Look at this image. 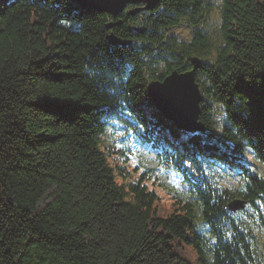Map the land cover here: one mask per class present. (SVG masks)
I'll list each match as a JSON object with an SVG mask.
<instances>
[{
	"label": "trees",
	"instance_id": "trees-1",
	"mask_svg": "<svg viewBox=\"0 0 264 264\" xmlns=\"http://www.w3.org/2000/svg\"><path fill=\"white\" fill-rule=\"evenodd\" d=\"M162 4L173 14L145 12L110 30L138 46L181 21L193 28L189 41L169 40L179 61L167 66L183 70L191 55L201 57L204 133L180 132L154 109L146 83L164 74L145 68L131 47L108 48L110 18L69 0H0V264H264V243L253 235L264 228V175L217 195L193 187L194 199L169 206L116 169L103 138L102 116L128 97L149 132L182 144L184 156L221 152L230 162L251 151L264 164V0H223L213 41L202 0ZM127 24L148 31L131 33ZM106 53L119 69L131 65L132 96H111L117 85L98 81ZM237 197L248 205L234 215L226 204Z\"/></svg>",
	"mask_w": 264,
	"mask_h": 264
},
{
	"label": "water",
	"instance_id": "water-1",
	"mask_svg": "<svg viewBox=\"0 0 264 264\" xmlns=\"http://www.w3.org/2000/svg\"><path fill=\"white\" fill-rule=\"evenodd\" d=\"M80 7L101 9L114 13L123 7L125 2H145L144 8H153L158 0H74ZM113 23H108L107 28ZM110 45L124 46L129 43L120 40L113 34L107 35ZM197 66V61H195ZM148 94L152 103L169 120L183 130H200L202 126L197 122L199 114L200 95L193 80V73L177 74L173 72L163 82L148 84Z\"/></svg>",
	"mask_w": 264,
	"mask_h": 264
},
{
	"label": "rangeland",
	"instance_id": "rangeland-1",
	"mask_svg": "<svg viewBox=\"0 0 264 264\" xmlns=\"http://www.w3.org/2000/svg\"><path fill=\"white\" fill-rule=\"evenodd\" d=\"M173 33L177 36V37H180V38H183V39H188L189 38V29L185 27L184 24H180L179 26H177ZM260 171L262 173H264V169H260Z\"/></svg>",
	"mask_w": 264,
	"mask_h": 264
},
{
	"label": "bare ground",
	"instance_id": "bare-ground-1",
	"mask_svg": "<svg viewBox=\"0 0 264 264\" xmlns=\"http://www.w3.org/2000/svg\"><path fill=\"white\" fill-rule=\"evenodd\" d=\"M94 12H97L98 14L101 13V9H95ZM172 124V123H171ZM185 132V131H184Z\"/></svg>",
	"mask_w": 264,
	"mask_h": 264
}]
</instances>
